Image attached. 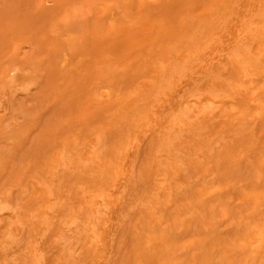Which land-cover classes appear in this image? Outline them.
<instances>
[{"label":"rangeland","instance_id":"rangeland-1","mask_svg":"<svg viewBox=\"0 0 264 264\" xmlns=\"http://www.w3.org/2000/svg\"><path fill=\"white\" fill-rule=\"evenodd\" d=\"M0 264H264V0H0Z\"/></svg>","mask_w":264,"mask_h":264}]
</instances>
